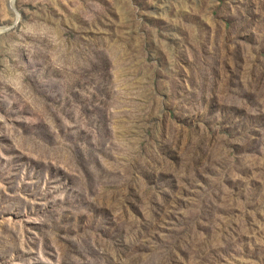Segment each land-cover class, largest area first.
<instances>
[{"label":"rangeland","instance_id":"obj_1","mask_svg":"<svg viewBox=\"0 0 264 264\" xmlns=\"http://www.w3.org/2000/svg\"><path fill=\"white\" fill-rule=\"evenodd\" d=\"M0 264H264V0H0Z\"/></svg>","mask_w":264,"mask_h":264}]
</instances>
